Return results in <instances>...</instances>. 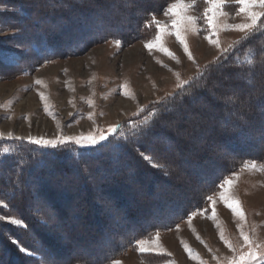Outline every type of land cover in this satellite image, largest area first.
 <instances>
[{"label": "trees", "instance_id": "obj_1", "mask_svg": "<svg viewBox=\"0 0 264 264\" xmlns=\"http://www.w3.org/2000/svg\"><path fill=\"white\" fill-rule=\"evenodd\" d=\"M170 1L0 0V25L19 32L8 45L31 51L40 62L83 53L106 40L144 39L155 26L152 17ZM234 51L222 60L230 69L215 64L203 73L214 81L201 77L172 96V111L163 103L153 107L121 123L97 147L0 143V153L9 150L0 155V216L24 224L0 219V264H48L59 250L66 264H110L138 240L152 239L193 211H210L207 195L225 178L245 162H264V21ZM248 53L257 65L248 77L253 84L246 79ZM21 57L16 64L1 62L12 68ZM231 73L236 78L220 83L219 95L208 92ZM235 86L240 90L231 91ZM188 93L197 94L198 104L216 119L208 121L194 109ZM191 114L202 122H192L186 133L183 119ZM133 123L146 134L133 136ZM185 195L192 196L183 200Z\"/></svg>", "mask_w": 264, "mask_h": 264}, {"label": "rangeland", "instance_id": "obj_2", "mask_svg": "<svg viewBox=\"0 0 264 264\" xmlns=\"http://www.w3.org/2000/svg\"><path fill=\"white\" fill-rule=\"evenodd\" d=\"M172 2L175 0H171L165 10L155 16L156 20L162 22V26L169 24L173 18L171 15H164ZM186 2L190 3L191 0ZM208 7L210 5L206 0H196L195 6L187 14L200 18ZM241 7L243 5L235 3V0H227L224 7L227 15L218 16L220 30L214 39H218L219 47L209 43L206 39L209 33L204 30L206 28L204 20L198 19L196 27L200 29L199 34L195 30L186 34L194 61L188 58L176 37L171 34L164 35L162 42L178 57L179 62L158 47H153L149 51L145 43L151 42L155 35L157 29L154 26L152 33L144 39L121 42L120 46L116 45V40H106L83 53L69 57L46 58L39 62L33 58L31 51L27 52L23 48L8 45L9 42L14 41L13 37L18 36L19 32L0 25V43L4 45L3 49L0 48V134L4 137L0 139V143L29 142V138L51 140H58L60 137L99 138L100 134H104L107 139L100 141L94 147L99 146L113 135L108 131L110 127L129 123L147 110L157 108L163 103L164 97H172L192 82H196L197 79L193 78L200 72L204 73L206 65L208 68L215 65L212 62L221 56V49H229L222 60L229 58L247 33V30L238 31L233 26L250 23L252 11L264 12V8L259 5L244 12L239 11ZM263 21L264 16L260 17L258 25ZM131 30L133 28L127 32ZM249 54L245 56L244 61L252 59ZM19 55L23 57H21L23 61L15 67L6 68L1 62L3 60L9 64H16ZM205 78L203 75L202 79ZM207 78L210 82L214 81L210 76ZM233 78L236 76L231 73L230 78L221 77L217 83L229 82ZM183 81L189 83L183 88L178 87ZM210 88L213 89L212 94L214 92L215 95H219V88ZM239 90L236 86L231 89L233 92ZM125 92L128 95H125ZM157 101L162 103H156ZM203 107L198 104L194 109L202 110L203 117L208 121L216 119L215 115H211L213 113L208 111L210 109L203 110ZM241 108L246 109V107ZM189 116L186 115L183 119V123L187 124L186 133L192 130V122H194V120L188 121ZM15 137L23 139L16 140ZM67 144L86 149L94 148L81 147L75 143ZM62 145L64 144L59 146ZM255 163L256 169L245 168L243 165L234 171L236 175L231 173L225 178L235 182L231 191L241 201L245 213L244 221L235 217L231 210L224 206L220 200L221 189L218 188L219 190L212 195L213 200L216 201V221L211 219L210 205V211L197 212V215L192 217L191 224L186 218L174 227L159 233L161 246L159 253H140L135 242L132 248L114 260L120 261L121 264H201V261L204 264H229L231 258L241 251H246L240 248L243 241L237 225L241 224L256 244L264 245V171L260 170L264 162ZM191 185L190 187L193 188L199 187L197 184ZM191 196L182 197L184 200ZM12 219L14 218L4 220L11 226L23 227L12 223ZM217 223L220 225L219 229L216 227ZM221 230L225 238L237 248V252L230 250L220 239ZM154 238L143 240L151 243ZM185 244L193 250V257L188 255ZM22 252L29 259H33L31 257L33 254L28 250L22 249ZM58 253V257L56 258L57 253H55L54 261L48 264H66L62 260L63 252L59 250ZM168 253H171V256Z\"/></svg>", "mask_w": 264, "mask_h": 264}, {"label": "snow or ice", "instance_id": "obj_3", "mask_svg": "<svg viewBox=\"0 0 264 264\" xmlns=\"http://www.w3.org/2000/svg\"><path fill=\"white\" fill-rule=\"evenodd\" d=\"M207 4L210 5V7L206 8L203 13V17H194L191 15H188V11L195 6L196 0H191V2H186V0H175V2H172L170 4V7L167 8V10L164 12V15L168 16L171 15L173 18L170 20L169 24L162 26V22L155 19V17H152L151 23L155 25L157 31L155 35L153 36L151 42L145 43V47L149 49V51L152 50L153 47H158L161 51L165 52L168 56H170L172 59H176L177 62H179L178 57L175 56L174 53H172L169 49H167L164 46L163 37L164 35L171 34L174 35L177 39V42L183 47V50L185 54L188 56L190 60L194 61L193 54L190 50L189 44L186 39V34L191 31L195 30L197 34H199L200 29L196 27L198 19H203L204 23L206 25V28L204 29L206 32L209 33V35L206 36V39H208L210 44H213L217 47H219V41L218 39H214V36L219 32L220 25L218 24V16L221 15H227L226 12H224V7L227 3V0H206ZM235 3L243 5L239 9L240 12H244L250 8H254L255 6L259 5V7L264 8V0H235ZM264 16V12H255L252 11L250 13V23L246 24H240V25H234L233 28L238 31H245L247 30L245 39L248 38V36L253 33L258 28V21L260 17ZM103 39V38H102ZM117 46H120V41H115ZM229 51V49H221V56L217 57L215 61L212 63L217 64L221 69H226L228 66L222 63V58L225 56V54ZM253 59H248L245 61L249 68L248 76L246 77L247 82L249 84H253V80L251 78H248L252 75L256 68V63L254 62V53L249 54ZM260 66L264 68V55L261 57ZM199 68V65H197ZM205 69H208V66H205ZM178 75V74H177ZM203 76V72L198 73L197 77H194L193 79H200V77ZM37 83L39 84L40 81L38 80ZM189 81H183L178 87L183 88L185 84H188ZM213 88L222 87L219 83H214ZM208 91H212V88H209ZM125 95H128L127 92L124 93ZM188 95L191 97L189 103L193 108H195L199 102V96L195 93H188ZM213 95L215 93L213 92ZM261 95H264V85H261ZM41 99H43V94H41ZM175 100V97H169L166 96L163 98V107L165 111H172V109L168 108V103H171ZM156 103H162L161 101H157ZM184 106L181 105V110H183ZM143 111V109H141ZM149 112L151 113L152 110L149 109ZM155 115V113H152ZM190 121H196L197 123H201L200 117L197 116H189ZM144 124H147L148 121L144 120ZM119 126L110 127L108 131L110 133H115L117 131V128ZM130 127L133 129L132 135L137 136L139 134H146V131L143 129H140V126L137 124H131ZM139 130V131H138ZM11 138V137H9ZM0 139H4L3 135L0 134ZM16 140H22V137H15ZM107 137L104 134H100L99 138L96 136H88V137H60L58 140H51V139H43V138H29L30 143L38 144L44 147H57L61 144H67V143H75L81 145V147H94L100 141L106 140ZM9 150L5 148L0 155H4ZM148 158V157H146ZM245 168L250 169H256L257 165L255 161H249L245 162L244 164ZM261 171H264V166L260 167ZM165 175H167V172H165ZM233 175H236L235 172H233ZM234 181L232 179H224L222 183L219 184L220 191V200L224 204V206L231 210L232 214L235 217H238L241 221L245 220V213L242 208L241 201L238 199V197L235 196V194L231 191V189L234 186ZM207 200L211 202V219L213 221H216L217 213H216V201L213 200L212 195H207ZM7 207V205H5ZM199 210L193 211L188 216V222L191 224V219L193 216L197 215V212ZM203 211H207V208H205ZM0 219H5V217L0 216ZM12 223L18 224L23 226L22 221L19 219H12ZM216 227L219 229L220 225L219 223L216 224ZM238 228H240V236L242 238L243 244L240 245L241 249H246V251L239 252L236 256L231 258L229 264H264V245L256 244L249 236L247 232L244 231L243 225H237ZM178 228V225H177ZM199 239V237H197ZM220 239L224 241V243L227 245V247L232 250L233 252H237V248L232 244V242L225 238L224 232L220 231ZM137 250L140 253H159L161 251L160 246V236L159 232L156 233L155 238L151 243H146L144 240H138L137 242ZM185 250L188 252V255L190 257H193V250L188 246L184 245ZM169 256H171V253H168ZM198 258V257H194ZM112 264H121L118 260H112ZM201 264H204L203 261H201Z\"/></svg>", "mask_w": 264, "mask_h": 264}]
</instances>
